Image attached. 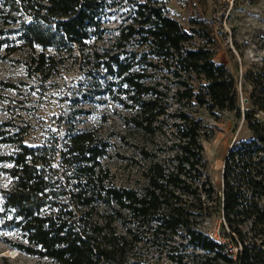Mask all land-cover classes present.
Wrapping results in <instances>:
<instances>
[{"label":"trees","instance_id":"16d2710c","mask_svg":"<svg viewBox=\"0 0 264 264\" xmlns=\"http://www.w3.org/2000/svg\"><path fill=\"white\" fill-rule=\"evenodd\" d=\"M117 13L115 38L100 44ZM210 42L209 30L195 22L185 29L158 0H0V49L27 48L34 72L78 63L82 101L106 92L149 135L163 115L174 117L171 154L147 161L141 189L114 182L102 162L108 138L77 128L74 115L37 144L0 122V145L12 147L0 151L10 179L0 188V223L18 234L3 241L56 264H264V58L245 71L242 108ZM194 106L232 111L251 133L229 147L220 191ZM215 219L221 225L210 233Z\"/></svg>","mask_w":264,"mask_h":264},{"label":"rangeland","instance_id":"374dc122","mask_svg":"<svg viewBox=\"0 0 264 264\" xmlns=\"http://www.w3.org/2000/svg\"><path fill=\"white\" fill-rule=\"evenodd\" d=\"M167 13L188 29L192 22L209 30L208 44L216 62L223 64L235 77L239 103L243 108L249 86L244 81L245 71L264 58V0H158ZM124 14L113 15L110 28L100 44L113 41ZM194 41L202 42L199 38ZM40 49V48H37ZM78 63H61L49 73L34 72L29 50L18 49L7 53L0 49V122L11 124L10 128L22 127L29 144H37L43 135L70 120L77 128L96 129L108 138L110 147L102 160L117 185L141 189L145 179L141 171L151 159H165L170 154L169 143L174 137V117L163 115L155 125L156 131L149 135L125 121L127 111L121 104L105 93L88 96L82 101L85 79L79 72ZM82 108L83 112L76 113ZM173 104L168 112H173ZM195 115L205 125L207 134L201 139L207 173L215 188L222 186L224 158L232 143L248 139L251 133L242 118L232 111L210 113L204 106H194ZM10 145H0L1 152H9ZM147 151L148 158L142 154ZM10 179L0 169V188L8 186ZM1 222V220H0ZM210 233H216L221 222H210ZM123 227L118 224V231ZM18 239L14 230L1 227L0 264H56L47 258L21 253L7 245L3 239ZM164 259V258H163Z\"/></svg>","mask_w":264,"mask_h":264},{"label":"water","instance_id":"95a60500","mask_svg":"<svg viewBox=\"0 0 264 264\" xmlns=\"http://www.w3.org/2000/svg\"><path fill=\"white\" fill-rule=\"evenodd\" d=\"M16 250V249H15ZM17 251V250H16Z\"/></svg>","mask_w":264,"mask_h":264}]
</instances>
